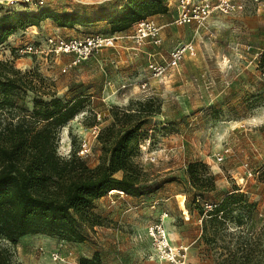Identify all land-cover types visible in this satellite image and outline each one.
Wrapping results in <instances>:
<instances>
[{"label":"rangeland","instance_id":"rangeland-1","mask_svg":"<svg viewBox=\"0 0 264 264\" xmlns=\"http://www.w3.org/2000/svg\"><path fill=\"white\" fill-rule=\"evenodd\" d=\"M126 1L45 0L44 11L78 14L88 21L68 30L48 21L18 31L0 46V60L46 79L65 103L82 98L80 113L60 129L58 154L65 159L76 156L90 166L97 165L101 155L93 131L112 122L110 111L120 107L133 113L139 103L153 99L159 110L147 119L141 138L151 134L150 151L138 148L135 155L149 180L138 197L114 192L98 200L92 207L98 225L78 224L82 242L46 234L22 238L17 245L0 244L11 248L13 264H170L164 238L151 233L163 223L168 243L183 264H219L230 256L235 264H255L264 251V0H235L242 9L216 11L199 29L175 24L178 10L173 1L168 25L152 18L161 28L159 45H139L132 38L135 25L114 32L111 21L100 18ZM29 7L7 6L0 0V16L36 13ZM94 36L118 39L73 67V55L53 52L48 43L52 37ZM189 43L195 56L187 54L167 79L153 76L150 64L164 63L174 49ZM28 46L34 48L32 53L25 52ZM3 99L0 94V103ZM35 99L30 91H15L10 104L0 106V121L29 118ZM84 142L89 150L82 154ZM151 155L156 162L146 158ZM220 155L222 162L217 160ZM190 165L214 176L215 188L196 190ZM247 170L254 177L247 178ZM230 196L236 200L225 212L215 215L207 209ZM182 197L183 206L178 201ZM55 253L58 260L53 259Z\"/></svg>","mask_w":264,"mask_h":264},{"label":"trees","instance_id":"trees-1","mask_svg":"<svg viewBox=\"0 0 264 264\" xmlns=\"http://www.w3.org/2000/svg\"><path fill=\"white\" fill-rule=\"evenodd\" d=\"M170 1L127 0L100 18L110 20L114 32H124L142 20L167 14ZM47 20L63 29L88 21L78 14L44 9L36 13H6L0 16V46L18 31L38 28ZM17 90L30 91L36 99L29 118L5 124L0 121V243L17 245L26 236L46 234L67 242H82L84 235L78 224L91 228L98 225L92 213L98 200L113 191L138 197L141 185L149 180V173L136 162L135 155L143 141L147 119L159 108L154 109L153 99L139 103L133 113L114 107L110 111L112 122L100 129L97 137L101 147L98 164L90 166L76 156L65 159L58 154L60 129L80 113L82 98L65 103L56 98L46 79L23 74L0 60V94L4 95L0 106L9 105ZM189 176L199 192L215 188V177L200 173L196 165L189 166ZM232 200H236L235 196L226 197L213 208V214L225 212ZM235 261L230 256L219 264ZM246 261L250 262L248 257ZM0 264H13L9 246L0 244ZM255 264H264V251Z\"/></svg>","mask_w":264,"mask_h":264},{"label":"built area","instance_id":"built-area-1","mask_svg":"<svg viewBox=\"0 0 264 264\" xmlns=\"http://www.w3.org/2000/svg\"><path fill=\"white\" fill-rule=\"evenodd\" d=\"M177 1V10L178 16L175 20L177 25H194L198 29L204 27L207 23L208 18L216 11L220 12H232L239 9H242V5L235 2V0H176ZM3 2V1H1ZM7 6H15L21 4L27 9H30L29 6L35 8V10L44 9L46 7L45 0H5ZM161 28L158 24L152 19L142 20L135 25V32L132 35L133 40L141 45L145 42L153 43L156 45L161 44L162 40L160 37ZM118 38L116 36H94L88 37L85 39H71L64 40L59 37H52L48 40V43L54 47L53 52L58 54L73 55L74 60L69 65V67L77 66L78 64L86 61L94 52L102 50L107 47H112L115 44V41ZM34 48L28 46L25 49L26 53H32ZM195 56V48L193 44H184L176 49H174L168 60H165L161 64H150L149 68L151 69L153 76L159 79H167L172 73H174L180 66L181 61L185 56ZM100 129L95 127L93 131L94 137H98ZM151 147V134L145 140H143L139 146L143 153H148ZM89 150L88 143L84 142L82 154L87 153ZM226 151L224 154L228 153ZM151 162H156L157 157L151 155L147 156ZM218 162L223 161V156H218ZM254 177V174L247 170V178ZM208 210H213V205L206 206ZM167 217L165 214L162 217L164 220ZM152 236L156 233L161 235L165 240L163 252L167 255L170 264H183L182 261H178L176 256L173 253V249L168 243L166 238L165 229L163 223L156 225L151 229ZM54 260L59 259L58 253L52 255Z\"/></svg>","mask_w":264,"mask_h":264},{"label":"crops","instance_id":"crops-1","mask_svg":"<svg viewBox=\"0 0 264 264\" xmlns=\"http://www.w3.org/2000/svg\"><path fill=\"white\" fill-rule=\"evenodd\" d=\"M173 1H175L176 2V0H172V1H170V6H171V4H172V2ZM169 6V11H168V13L167 14H165V15H159V16H157V18H158V22L160 23V24H162V26H165V25H168V23H169V18H168V15H169V12H170V7ZM48 21H50V20H47V21H45V22H47L46 24H49V22ZM44 23V22H43ZM34 28H36V27H34ZM59 29H61V30H68V29H63V28H59ZM14 36V35H13ZM10 40V39H9ZM7 43V42H6ZM3 46V45H2ZM119 193V192H117V191H113V192H110L111 194L112 193ZM121 194H123V195H125L124 193H121ZM28 238H35V237H32V236H26V237H24V241H27V240H29ZM26 239V240H25ZM33 240V239H32Z\"/></svg>","mask_w":264,"mask_h":264},{"label":"bare ground","instance_id":"bare-ground-1","mask_svg":"<svg viewBox=\"0 0 264 264\" xmlns=\"http://www.w3.org/2000/svg\"><path fill=\"white\" fill-rule=\"evenodd\" d=\"M178 201H179V204H180L181 206H183L182 204H184V198L182 197L181 200L179 199Z\"/></svg>","mask_w":264,"mask_h":264}]
</instances>
